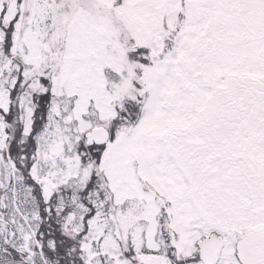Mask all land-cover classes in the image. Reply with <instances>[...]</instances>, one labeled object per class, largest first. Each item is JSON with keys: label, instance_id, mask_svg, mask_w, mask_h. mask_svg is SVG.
Here are the masks:
<instances>
[{"label": "snow or ice", "instance_id": "snow-or-ice-1", "mask_svg": "<svg viewBox=\"0 0 264 264\" xmlns=\"http://www.w3.org/2000/svg\"><path fill=\"white\" fill-rule=\"evenodd\" d=\"M0 264H264V0H0Z\"/></svg>", "mask_w": 264, "mask_h": 264}]
</instances>
